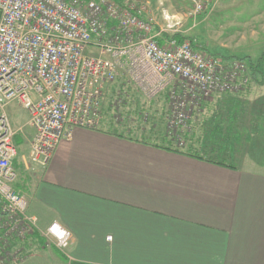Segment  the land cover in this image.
<instances>
[{"label": "crops", "instance_id": "0c3cea01", "mask_svg": "<svg viewBox=\"0 0 264 264\" xmlns=\"http://www.w3.org/2000/svg\"><path fill=\"white\" fill-rule=\"evenodd\" d=\"M220 106L197 112L181 152L162 148L165 129L150 142L108 116L75 129L46 167L22 162L13 188L38 228L25 249L42 242L45 264H264V126ZM53 224L72 235L66 255L44 247Z\"/></svg>", "mask_w": 264, "mask_h": 264}, {"label": "built area", "instance_id": "2783aa9c", "mask_svg": "<svg viewBox=\"0 0 264 264\" xmlns=\"http://www.w3.org/2000/svg\"><path fill=\"white\" fill-rule=\"evenodd\" d=\"M226 1L191 0L193 13ZM144 12L114 0H0V216L17 217L10 230L18 231L19 223L21 238L35 222L13 188L19 147L6 112L11 103L28 113L35 133L29 159L44 168L75 129L99 130L105 91L119 77L147 99L169 91L176 132L213 94L248 83L247 63L226 62L174 38L164 41V31H155ZM44 236L61 252L72 241L58 224Z\"/></svg>", "mask_w": 264, "mask_h": 264}, {"label": "rangeland", "instance_id": "374dc122", "mask_svg": "<svg viewBox=\"0 0 264 264\" xmlns=\"http://www.w3.org/2000/svg\"><path fill=\"white\" fill-rule=\"evenodd\" d=\"M131 4L145 11L146 17L153 20L155 31H164V41L171 38L177 41L183 40L182 43L188 42L194 44L195 49L210 56L221 57L226 62L240 61L247 64L251 62V64L256 65L262 61L260 63L261 66H258L261 75L256 78L251 75L250 70L249 72L247 71L244 75L246 76L245 81H248L247 84H242L238 90L233 92L220 91L221 93L217 92L213 94L194 112L193 117L196 116L198 111L203 110L205 105L208 107L207 110L204 109L206 112L213 113L215 111L212 117L219 116L218 108L216 109L218 103L223 106L221 110L226 115H236L233 106H239V114L241 115H247V117L252 115L257 102L264 100L262 98L264 97V90L261 89L264 87V84H261L264 79L262 75L264 73V0H227L199 16H195L193 13L191 0H122V4L120 5ZM129 82L126 78L119 77L105 91L102 107L103 123L101 122L99 129L103 128L102 124L104 126L106 121L108 122L110 118L107 117L109 116L115 119L114 123L116 126H119L115 127V129L120 130L124 127L122 129L132 130L133 134L138 133L140 135L145 133L147 136L143 138L144 140L155 142L156 140L150 139V137L156 138L157 135H152V133H159V130L163 129L164 131L165 129L169 135L177 134L178 141L180 143L183 142L181 137L184 135L183 138H186L187 133L191 131L194 118L192 117L187 123L186 128L182 126L179 128V131H173L170 128L172 127L170 92L165 91L154 99H147L140 96V93L134 88L133 84ZM222 95H229L226 99L234 100V103L240 101L243 104L226 105L228 100L223 99ZM6 112L9 115L13 128L18 132L17 141L20 148V156L18 161L15 160L14 162L16 169L17 167H22L21 164L24 161H26L25 163L31 162L29 159L30 145L35 133L28 124V113L20 107L18 102L11 103L7 107ZM105 115L107 120L104 117ZM208 118H205L200 124H204ZM116 121H120L118 122L119 124ZM167 142L169 141L167 140ZM183 146L184 144L181 147ZM14 191H16L15 188ZM12 219L18 220L17 217L0 216V226L4 220L14 222ZM11 225L12 222L9 224L6 222L5 224L7 234L15 232L11 231L14 229V224L12 227ZM18 226V230H20L21 226L19 223ZM37 231L38 228L32 226L29 234H25L24 242H17L15 244L13 258L11 261V256L8 258V264H45L43 256H46V254L43 251H38V249H42L41 244L40 246L39 244L36 245V247L31 245L33 248L29 247L26 249L24 246L27 243L30 244V240L35 239ZM42 237L45 240L44 247L47 245L46 241H48L49 245L46 246L48 254H55L54 250H57V248L54 242L47 239L44 236V232ZM60 253L64 254L61 251Z\"/></svg>", "mask_w": 264, "mask_h": 264}, {"label": "trees", "instance_id": "16d2710c", "mask_svg": "<svg viewBox=\"0 0 264 264\" xmlns=\"http://www.w3.org/2000/svg\"><path fill=\"white\" fill-rule=\"evenodd\" d=\"M81 1H89V0H81ZM94 1H100V0H94ZM114 1H116L117 4H122V0H114ZM177 42L179 44H182L183 40H178ZM261 62L262 61L258 62L256 65L251 64V62H250V64H248L249 65L250 72H251V75L255 76L256 78L259 75H261V72L259 70L260 69L259 67L261 66L260 65ZM262 75L264 77V73H262ZM261 84H264V79H263V81H262ZM256 106L254 107V110L252 112L251 118L250 117H248V118H250V122L251 121L254 122L253 123V126L254 127H257V125L260 124L261 122H262L261 123V126H264V108H259V107H256ZM245 116H247V115H245ZM261 120H263V121H261ZM219 126L220 125H218V126H216L214 128H211V127L209 128L210 130L207 131L208 134L206 136L208 138V140L212 136L214 137L216 134H223L224 133V131H222ZM165 135H167L166 137H168L169 142L168 143H164V145H163L162 148H164L166 150H169V151H174L175 150L177 152H181V150L179 148H182V147H178L177 145L179 144V145L182 146L184 144V146H186V143H187L186 138H187V136H186V138H183V136H184L183 135L181 137L182 140H183V142L180 143L178 141L179 138L177 137V134L176 135H169L166 132ZM172 144H174V146H176V148H178V149H174L175 147H173ZM7 222L9 224V221L8 220H7ZM5 227H6L5 224L4 225L1 224V226H0V262H1L0 264H8V262H9V259L8 258L11 256L10 261L13 258V255H14L13 254V251H14L13 249L16 246L15 244L17 242H24V240H25L24 239L25 237L24 238H21L20 237V233L18 232L20 230H24V227L21 226V229L20 230L15 231V232H13L11 234H7V231H6ZM25 230H26V228H25ZM1 231H3V232H1ZM26 232H28L27 234H29V231L26 230ZM41 239H42V237H41ZM42 241H44V240L42 239ZM38 242H39V244H41L43 246V243L42 242H40V241H38ZM23 244H25V243H23Z\"/></svg>", "mask_w": 264, "mask_h": 264}]
</instances>
